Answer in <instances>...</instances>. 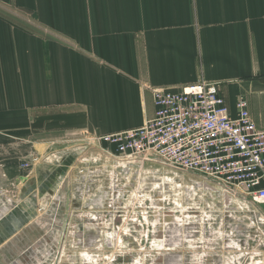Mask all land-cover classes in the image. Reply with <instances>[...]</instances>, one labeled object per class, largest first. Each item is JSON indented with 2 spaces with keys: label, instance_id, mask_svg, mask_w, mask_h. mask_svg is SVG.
Returning a JSON list of instances; mask_svg holds the SVG:
<instances>
[{
  "label": "crops",
  "instance_id": "1",
  "mask_svg": "<svg viewBox=\"0 0 264 264\" xmlns=\"http://www.w3.org/2000/svg\"><path fill=\"white\" fill-rule=\"evenodd\" d=\"M0 2L64 39L46 37L0 10L4 123L31 111L38 119L48 117V124L33 127L37 134L115 133L154 116V89L179 92L205 80L219 83L234 113L238 97L247 98L257 126L264 129V0ZM2 128L9 132L11 127ZM55 160L49 166H58ZM30 176L20 174L18 181ZM10 218L0 221V236Z\"/></svg>",
  "mask_w": 264,
  "mask_h": 264
},
{
  "label": "rangeland",
  "instance_id": "2",
  "mask_svg": "<svg viewBox=\"0 0 264 264\" xmlns=\"http://www.w3.org/2000/svg\"><path fill=\"white\" fill-rule=\"evenodd\" d=\"M0 10L64 42L56 31L21 10L1 2ZM6 119L9 123L0 118V221L12 218L0 236L2 264H264V204L228 205L222 197L188 191L190 175L167 182L172 168L139 157L125 168L112 167L116 164L112 160L100 165L105 200L127 207L117 212L112 206L103 212L78 195L86 182L80 185L66 178L65 158L57 160L58 166L48 164L54 153L60 156L67 146L83 144L85 136L94 133L61 129L37 134L33 127L48 124V117L38 119L31 111ZM7 125L9 132L2 131ZM70 153L72 162L75 152ZM20 174L32 176L19 182ZM72 174L77 176L76 171ZM179 182L183 187H176ZM97 185L99 180L92 183V193ZM117 191L125 196L116 197ZM7 197H12V204ZM149 197L165 206L151 204L146 211Z\"/></svg>",
  "mask_w": 264,
  "mask_h": 264
},
{
  "label": "built area",
  "instance_id": "3",
  "mask_svg": "<svg viewBox=\"0 0 264 264\" xmlns=\"http://www.w3.org/2000/svg\"><path fill=\"white\" fill-rule=\"evenodd\" d=\"M153 98L155 114L142 126L86 135L83 144L67 146L60 156L53 154L55 161H68L70 152H75L74 161H68L67 178L80 185L86 182L78 192L83 200L90 199L92 207L102 208L103 212L112 206L122 212L126 204L105 200L107 195L98 175L100 165L112 160L116 163L112 167L122 164L125 168L140 157L143 162L172 168L173 176H166L167 182L174 184L185 174L190 175L192 185L185 186L188 191L195 189L197 193L198 189L222 197L228 205L236 201L248 207L250 203L264 204V129L257 126L247 98L238 97L234 113L219 83L205 80L186 85L179 92L156 88ZM97 180L99 185L92 193L91 185ZM176 187H183L182 183H176ZM120 196L124 197L125 192L117 191L116 197ZM7 198L12 204V197ZM147 200L146 211L151 210V204L165 206L162 200ZM230 217H234L233 212Z\"/></svg>",
  "mask_w": 264,
  "mask_h": 264
},
{
  "label": "water",
  "instance_id": "4",
  "mask_svg": "<svg viewBox=\"0 0 264 264\" xmlns=\"http://www.w3.org/2000/svg\"><path fill=\"white\" fill-rule=\"evenodd\" d=\"M14 264H16V263H14Z\"/></svg>",
  "mask_w": 264,
  "mask_h": 264
}]
</instances>
